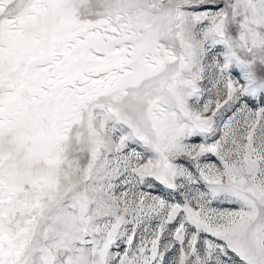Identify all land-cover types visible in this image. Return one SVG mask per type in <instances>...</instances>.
<instances>
[{
    "label": "snow or ice",
    "instance_id": "6c2138e0",
    "mask_svg": "<svg viewBox=\"0 0 264 264\" xmlns=\"http://www.w3.org/2000/svg\"><path fill=\"white\" fill-rule=\"evenodd\" d=\"M0 264H264V0H0Z\"/></svg>",
    "mask_w": 264,
    "mask_h": 264
}]
</instances>
